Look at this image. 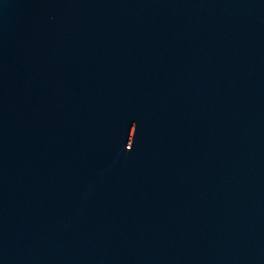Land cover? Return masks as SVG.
Masks as SVG:
<instances>
[{
    "label": "water",
    "instance_id": "1",
    "mask_svg": "<svg viewBox=\"0 0 264 264\" xmlns=\"http://www.w3.org/2000/svg\"><path fill=\"white\" fill-rule=\"evenodd\" d=\"M0 264H264V0H0Z\"/></svg>",
    "mask_w": 264,
    "mask_h": 264
}]
</instances>
